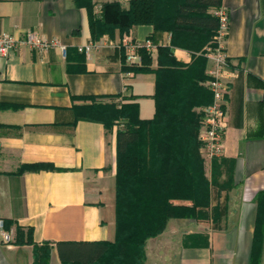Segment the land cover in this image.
Masks as SVG:
<instances>
[{
	"label": "crops",
	"instance_id": "obj_1",
	"mask_svg": "<svg viewBox=\"0 0 264 264\" xmlns=\"http://www.w3.org/2000/svg\"><path fill=\"white\" fill-rule=\"evenodd\" d=\"M76 1L0 0V36L23 40L35 32L65 48L37 52L22 44L0 58V264H62L58 242L114 241L117 133L154 118L156 70L186 69L198 56L188 48L195 35L155 32L151 25L93 41L85 3L98 16L102 4L127 9L130 0ZM182 2L156 0L161 17ZM221 8L229 18L222 42L228 93L217 181L226 189L210 187L208 219L172 218L161 235L147 239L143 264H252L264 192V137H258L264 135V0H221ZM127 36L152 42L149 71L130 70L142 61L126 64L120 45ZM89 44V54L79 52ZM159 47L171 51L162 63ZM209 67L206 58L203 75ZM206 82L199 85L208 89ZM199 155L210 181L212 162L200 149ZM32 165L45 167L18 172ZM171 204L191 213L189 202ZM215 207L225 209L218 224L210 216ZM16 228L30 243L16 242ZM5 231L14 239L8 245ZM258 264H264V241Z\"/></svg>",
	"mask_w": 264,
	"mask_h": 264
},
{
	"label": "trees",
	"instance_id": "obj_2",
	"mask_svg": "<svg viewBox=\"0 0 264 264\" xmlns=\"http://www.w3.org/2000/svg\"><path fill=\"white\" fill-rule=\"evenodd\" d=\"M76 2L78 5V0ZM85 4L93 41L105 34L110 36L116 30L123 34L138 25H151L155 32L195 35V42L188 47L198 53L192 66L155 72L154 118L147 122L133 121L135 126L117 133L114 241L55 244L62 264H143L147 239L161 234L172 218L208 219L210 187L226 189L217 181L221 168L217 158L211 160V180L204 176L198 138L201 114L193 111L194 107L203 108L212 103L211 92L199 82L209 79L203 75L204 51L205 47L213 45L212 39L218 28L214 12L221 8V0H183L175 13L165 17H161L156 0H130L127 9H122L117 2H107L102 4L98 16L93 14L89 3ZM149 54L141 49L143 66L130 70L149 71ZM158 54L159 63L163 58L171 57L169 48L159 47ZM44 167L26 166L18 172L24 169L38 171ZM173 201L189 202L191 213H182L171 204ZM257 205L252 264L259 263L263 251L264 192L260 193ZM224 210L213 208L212 221L220 223ZM9 225L8 221H3L5 230ZM16 232L17 243H30L29 235L24 241L21 230L16 228Z\"/></svg>",
	"mask_w": 264,
	"mask_h": 264
},
{
	"label": "built area",
	"instance_id": "obj_3",
	"mask_svg": "<svg viewBox=\"0 0 264 264\" xmlns=\"http://www.w3.org/2000/svg\"><path fill=\"white\" fill-rule=\"evenodd\" d=\"M97 13L98 15L100 14V9ZM214 15L218 20V28L212 39L213 45L207 46L204 51V56L210 62V67L206 72L209 77L206 86L212 94V103L199 111L201 119L198 135L201 142L200 154L204 159L208 160L220 158L223 153V141L226 130L224 99L228 93L227 82L222 77L223 70L227 66V56L222 42L227 35L229 18L222 8L215 10ZM22 44L37 52H45L49 48L56 47L63 53L65 49L56 40L42 38L35 32H28L23 40H17L12 36L3 34L0 36V58L7 59L12 51ZM120 47L124 51V59L128 65L141 64L140 50L144 49L150 53L154 48L149 39L140 41L133 40L128 36L122 39ZM92 49L93 45L89 44L80 47L78 50L89 54ZM0 227H2L1 221ZM9 241L10 236L7 233H2V242L8 245Z\"/></svg>",
	"mask_w": 264,
	"mask_h": 264
},
{
	"label": "rangeland",
	"instance_id": "obj_4",
	"mask_svg": "<svg viewBox=\"0 0 264 264\" xmlns=\"http://www.w3.org/2000/svg\"><path fill=\"white\" fill-rule=\"evenodd\" d=\"M203 166H204V162H203ZM115 198H116V196H115ZM115 200H116V199H115ZM4 233H7V234L10 236V233H9V232L5 231ZM162 233H163V232H162ZM162 233H161V234H162ZM161 234H159V235H161ZM159 235H158V236H159ZM158 236H157V237H158ZM155 238H156V237H155ZM149 239H150V238H149ZM13 240H14V239H12V236H10V241H9L8 244L12 243ZM144 246H145V245H144ZM144 253H145V251H144Z\"/></svg>",
	"mask_w": 264,
	"mask_h": 264
}]
</instances>
